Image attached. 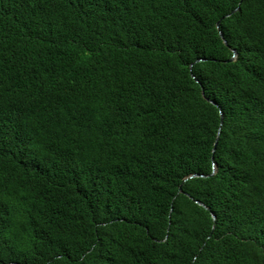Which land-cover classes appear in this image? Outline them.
Wrapping results in <instances>:
<instances>
[{"label":"trees","instance_id":"1","mask_svg":"<svg viewBox=\"0 0 264 264\" xmlns=\"http://www.w3.org/2000/svg\"><path fill=\"white\" fill-rule=\"evenodd\" d=\"M0 264H264V0H0Z\"/></svg>","mask_w":264,"mask_h":264},{"label":"water","instance_id":"2","mask_svg":"<svg viewBox=\"0 0 264 264\" xmlns=\"http://www.w3.org/2000/svg\"><path fill=\"white\" fill-rule=\"evenodd\" d=\"M217 27H218V23H217ZM220 35H221V37L223 38V35H222L221 32H220ZM223 39H224V38H223ZM224 41H225V39H224ZM233 58H234V55H233V57H232L231 59H233ZM198 60H200V59H198ZM220 114H221V117H222V113H221V112H220ZM221 122H222V118H221ZM220 130H221V127H219L218 134L220 133ZM218 134H217V135H218ZM217 140H218V136H217V138H216V140H215V145L217 144ZM196 175H199V174H192V175H189L188 177L184 178L183 181H186L187 179L192 178V177H194V176H196ZM200 176H203V175H200ZM179 189L182 190V187L180 186ZM196 202H197L198 204L202 205L203 207H205V208L208 209V207H207L205 204H203L202 202H200V201H198V200H196ZM212 217L214 218V215H213V214H212Z\"/></svg>","mask_w":264,"mask_h":264}]
</instances>
